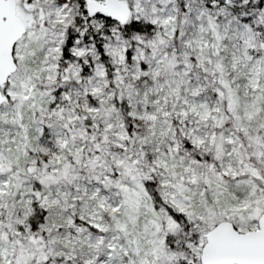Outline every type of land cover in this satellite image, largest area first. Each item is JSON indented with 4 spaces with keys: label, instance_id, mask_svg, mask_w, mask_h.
Here are the masks:
<instances>
[{
    "label": "snow or ice",
    "instance_id": "6c2138e0",
    "mask_svg": "<svg viewBox=\"0 0 264 264\" xmlns=\"http://www.w3.org/2000/svg\"><path fill=\"white\" fill-rule=\"evenodd\" d=\"M0 264H264V0H0Z\"/></svg>",
    "mask_w": 264,
    "mask_h": 264
}]
</instances>
